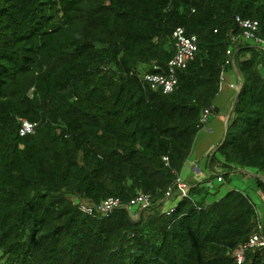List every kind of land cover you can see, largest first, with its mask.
I'll list each match as a JSON object with an SVG mask.
<instances>
[{
	"label": "trees",
	"instance_id": "16d2710c",
	"mask_svg": "<svg viewBox=\"0 0 264 264\" xmlns=\"http://www.w3.org/2000/svg\"><path fill=\"white\" fill-rule=\"evenodd\" d=\"M237 16L264 37V0H0V264H240L259 222L250 193L211 202L209 178L180 199L176 184L232 44L225 75L241 87L210 162L264 175V47L230 39ZM179 26L196 57L174 91L154 90L144 74L167 67ZM110 197L121 204L104 215Z\"/></svg>",
	"mask_w": 264,
	"mask_h": 264
},
{
	"label": "built area",
	"instance_id": "2783aa9c",
	"mask_svg": "<svg viewBox=\"0 0 264 264\" xmlns=\"http://www.w3.org/2000/svg\"><path fill=\"white\" fill-rule=\"evenodd\" d=\"M239 26L243 29L241 34H231L230 39L233 42H237L240 38H242L245 41H251L258 46L264 47V37L260 35V24L258 20L254 19H244L240 16H237L236 18ZM173 40L175 44V54L170 59L167 67L158 73H145L144 74V80L149 84V86L154 90H162L164 93H169L174 91L177 83H178V76L177 71L178 69H184L186 68L191 61H193L196 57V53L198 51V36L196 35H189L186 32L185 26H179L174 29L173 31ZM232 44L228 49L226 53L225 61L222 65L223 71L221 74V86L226 80L225 75V69L227 66H229L231 63H235V53L236 48ZM232 86L236 89H239L241 86H238L236 84H232ZM214 113L213 106L208 107L204 110L202 117H201V123L203 127L206 126V124L210 121L211 115ZM22 124L20 127V134L26 135L29 133H34L36 130L37 124L34 122L29 121L28 119H21ZM164 159L168 162L169 158L164 157ZM223 176L219 175L218 180L223 181ZM176 184L178 186V189L180 190V199L184 197H190L189 196V189L190 184L187 183L179 174ZM170 192H167V195L170 196ZM151 195L150 194H141L137 198L132 199V204H147L150 200ZM121 204L120 199L110 197L106 200H104L100 205L97 206V210L102 213L108 215L110 212H112L115 208H117ZM84 211L87 213H92L93 208L82 204L80 206ZM176 205L171 206L168 210L169 212L175 211ZM262 249L264 252V225L261 222H258L257 228L254 232V234L251 236L249 241H247L245 244L241 245L239 249L235 252V257L237 259L238 263H243L245 260V252L248 249Z\"/></svg>",
	"mask_w": 264,
	"mask_h": 264
},
{
	"label": "rangeland",
	"instance_id": "374dc122",
	"mask_svg": "<svg viewBox=\"0 0 264 264\" xmlns=\"http://www.w3.org/2000/svg\"><path fill=\"white\" fill-rule=\"evenodd\" d=\"M234 77L235 76L231 71L226 73V80L222 84V88L215 99V104L218 106L220 111H216L211 115L210 121L198 132L196 136L193 150L189 158L191 162L194 161V163L197 164L196 166H200L202 170H205V166L209 159V150H212L213 147L215 148L212 153L216 152L217 158H220V153L217 152V147L226 134V124H224V121L222 122V119L224 118V115L229 114L236 98L235 92L230 87V80ZM194 173L191 172V163H189L187 168L182 171V176L184 179H192ZM225 174L226 177L224 181H218V178H214V186L210 187V199L224 195L231 188L242 187L250 193L257 204L259 213H262L261 203H264V197H257L256 190L258 188L255 179L252 177L245 178L243 173H230L229 171H226Z\"/></svg>",
	"mask_w": 264,
	"mask_h": 264
},
{
	"label": "crops",
	"instance_id": "0c3cea01",
	"mask_svg": "<svg viewBox=\"0 0 264 264\" xmlns=\"http://www.w3.org/2000/svg\"><path fill=\"white\" fill-rule=\"evenodd\" d=\"M232 73L234 74L235 77L232 78V80H230V87L235 92L236 89L232 86V84H236L237 85L238 82H239V78H238V74H237V71H236L235 68H234V71ZM231 110H232V107L230 109V112H231ZM217 111H220V109L217 110ZM230 112H229V114H230ZM229 114L228 115H224V118L222 119V122L224 121V124H226V125H227V120H228ZM214 148L215 147H213V149ZM213 149L209 150V153H208L209 159H208L207 164L205 166V170H202L200 168V166L199 167L196 166L197 164L194 163V161L191 162L190 158L186 161L182 171L187 168L189 163H191V172L192 173L195 172L194 175L192 176V179H184V177L182 176V171H181L180 175L187 183H189L190 185H193L195 183H202L203 184L206 180H209V178H210V182L208 183V185L211 187V186H214V182H213L214 178L215 177L218 178L219 175H224L226 171H229L230 173H243L245 178L246 177H252L253 179H255L256 184H257V180L258 179L264 180V175L263 174L257 173L255 171H252V170H249V169L248 170H245V169H243V170H239V169L238 170H227L226 167H224L221 163H213V164H211L210 156L212 154ZM225 177H224L223 181L225 180ZM233 189H243V188L242 187H234V188H231L229 191H231ZM225 195H226V193L224 195H222V196H217L216 198L213 197L214 199H210V197L208 199H209V201L212 202V201H215V200L223 198ZM256 195L259 198L264 197V193L259 188L256 190ZM261 207H262V213H259V211H258V213H259V222H261L264 225V203L263 204L261 203Z\"/></svg>",
	"mask_w": 264,
	"mask_h": 264
},
{
	"label": "water",
	"instance_id": "95a60500",
	"mask_svg": "<svg viewBox=\"0 0 264 264\" xmlns=\"http://www.w3.org/2000/svg\"><path fill=\"white\" fill-rule=\"evenodd\" d=\"M240 82H241V78H240ZM241 83H242V82H241ZM235 100H236V98H235ZM235 100H234V102H235ZM234 102H233V105H234ZM232 109H233V106H232ZM231 111H232V110H231ZM230 115H231V112H230V114H229V116H228V120H227L226 133H227V126H228V122H229ZM225 136H226V134H225ZM225 136H224V139H225Z\"/></svg>",
	"mask_w": 264,
	"mask_h": 264
}]
</instances>
